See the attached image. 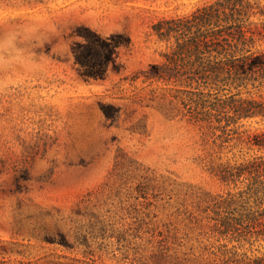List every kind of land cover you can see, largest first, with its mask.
I'll list each match as a JSON object with an SVG mask.
<instances>
[{
    "label": "rangeland",
    "instance_id": "obj_1",
    "mask_svg": "<svg viewBox=\"0 0 264 264\" xmlns=\"http://www.w3.org/2000/svg\"><path fill=\"white\" fill-rule=\"evenodd\" d=\"M212 1L0 0V34L22 33L28 69L0 93V264H213L212 245L236 244L204 227L228 190L212 141L176 87L146 76L169 50L153 24ZM239 131L223 162L264 154L247 142L264 120Z\"/></svg>",
    "mask_w": 264,
    "mask_h": 264
},
{
    "label": "trees",
    "instance_id": "obj_2",
    "mask_svg": "<svg viewBox=\"0 0 264 264\" xmlns=\"http://www.w3.org/2000/svg\"><path fill=\"white\" fill-rule=\"evenodd\" d=\"M152 28L169 50L166 62L152 64L146 76L177 88L183 116L212 141V170L228 188L204 209L206 234L236 242L212 245L213 264H264V251L239 250L264 244V154L222 161L227 149L244 141L239 129L245 121L264 120V5L214 0ZM76 60L85 67L83 75H101L89 66L88 55L77 52ZM247 142L264 153V131Z\"/></svg>",
    "mask_w": 264,
    "mask_h": 264
},
{
    "label": "clouds",
    "instance_id": "obj_3",
    "mask_svg": "<svg viewBox=\"0 0 264 264\" xmlns=\"http://www.w3.org/2000/svg\"><path fill=\"white\" fill-rule=\"evenodd\" d=\"M96 32L95 29H92ZM97 34L101 35L102 38H109L112 34L105 36L104 34L97 32ZM11 40V43L9 41ZM76 42L81 44H86L87 41L81 37ZM23 47V36L22 33L20 35H16L13 39L11 34L5 33L0 34V93L4 92L11 85L8 83V77L10 75H15L17 71L25 72L28 69L24 66V64L20 63L17 57V50ZM34 61L39 63L34 57Z\"/></svg>",
    "mask_w": 264,
    "mask_h": 264
}]
</instances>
